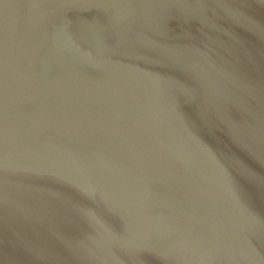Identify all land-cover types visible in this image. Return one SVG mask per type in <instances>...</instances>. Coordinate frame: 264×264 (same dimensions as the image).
<instances>
[{"label": "water", "instance_id": "water-1", "mask_svg": "<svg viewBox=\"0 0 264 264\" xmlns=\"http://www.w3.org/2000/svg\"><path fill=\"white\" fill-rule=\"evenodd\" d=\"M0 264H264V0H0Z\"/></svg>", "mask_w": 264, "mask_h": 264}]
</instances>
